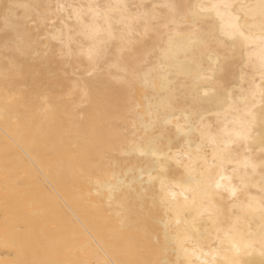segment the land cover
I'll return each mask as SVG.
<instances>
[{"label": "bare ground", "instance_id": "1", "mask_svg": "<svg viewBox=\"0 0 264 264\" xmlns=\"http://www.w3.org/2000/svg\"><path fill=\"white\" fill-rule=\"evenodd\" d=\"M202 2L207 0H0V264H178V259L186 264L166 239V222L169 237L189 229V249L195 244L205 250L209 244L218 247L213 239L217 227L234 225L245 237L257 230L258 217L243 215L241 207L250 197L264 199V115L259 107L247 141L232 145V162L226 165L237 189L235 198L213 191L209 203L201 188L185 193L189 203L178 196L169 207L161 203L160 180L169 187L180 183L195 188L193 180L199 175L190 177L172 160L157 161L131 151L134 144L147 146L162 137L157 147L165 154L191 148L195 155L197 145L207 153L200 115L218 139L224 138L226 121L212 112L232 103L238 111L229 119H249L244 112L250 104L243 98L260 79L240 43L235 51L221 50L230 58L226 82L232 89L231 100L225 98L222 104L192 106L194 77L209 66L206 53L181 54L180 74L172 66L159 67L166 64L159 49L167 35L187 31L192 19L188 13ZM90 9L99 10L100 17ZM258 22L241 14L242 29L254 38L259 36L253 26ZM93 24L102 30L96 40L88 38L84 27ZM105 29L113 39L99 45L98 72L87 78L88 61L82 52L105 39ZM247 47L259 51L257 45ZM125 69L141 76L150 72L157 87L145 88L140 81L117 84ZM74 81L88 83L87 98L72 87ZM165 101L171 107L158 113L149 107ZM185 111L195 112L188 136H178L172 126L164 128L163 117L181 116L183 122ZM150 121L153 127L145 131L143 125ZM195 167L204 171L202 162ZM149 173L156 177L151 185ZM117 180L132 190L122 185L109 191L108 185ZM194 196L197 204L203 200L214 205L215 225L207 216L196 217L190 203ZM176 214L179 225L173 222ZM244 259L258 264L260 257Z\"/></svg>", "mask_w": 264, "mask_h": 264}, {"label": "snow or ice", "instance_id": "2", "mask_svg": "<svg viewBox=\"0 0 264 264\" xmlns=\"http://www.w3.org/2000/svg\"><path fill=\"white\" fill-rule=\"evenodd\" d=\"M62 7V6H61ZM233 8H238L237 13L233 12ZM94 17L99 18L101 13L99 10H93ZM241 14L245 18H251L253 21L259 22L254 24L255 28L259 30L260 38L253 37L250 33H246L241 26ZM78 15V14H77ZM192 18L189 23L188 30L185 32H178L173 30L167 35V41L165 46L161 47V58L166 64H161L159 67L164 70L168 66H172L176 69L177 73L184 72V64L178 60L181 54L186 57L189 54H195L197 52L206 53L208 68L204 71L197 73L194 77L191 91L192 106H205L220 103L222 104L224 99L231 100L232 89L228 87L226 78L229 70V56L222 55L221 50L231 49L235 51L237 44L248 55V63L252 68L258 72L260 84L250 86L248 89V96L243 99L246 104H250L247 107L244 116L249 119H243L240 116H235L229 119L231 113L238 111L232 103L223 107V110H217L211 114L216 116L218 120L223 119L226 121L225 126L221 129L224 138L218 139L217 135L209 130V125L204 123L205 116H199L200 135L203 143L208 146V152L202 151V146L197 145L195 155L192 153V149L188 148L187 151L177 150L170 154H165L158 150L157 143L162 137L153 138L147 146L140 144H134L131 146V151L137 153L139 156L151 155L155 160L169 159L172 160L177 167H182L184 171L193 177L194 174L199 175V179H194L193 183L195 188L190 185H182L176 183L173 186L169 185L163 180H160V192L163 194L161 203H167L169 207L180 196L186 203H189L186 192L203 188V196L211 203L212 192H224L227 193L230 198H235L237 189L232 184L231 176L226 174V165L232 161L229 159L231 147L238 141H247L248 132L256 122L255 109L259 107L260 112L264 115V0H258V3H239L236 4L233 0H207V2L197 3L193 5L192 9L188 13ZM105 20L107 15L105 14ZM89 39L96 40V37L101 33L99 25H85L84 26ZM105 39L98 40L89 48L83 50L82 55L86 57L88 66L86 68V77L94 78L98 72V66L96 58L99 54V45L106 43L108 40L113 39L110 29H105ZM58 39V36L53 37ZM248 45H257L259 51L248 48ZM256 57V62L253 63L252 58ZM247 66V65H246ZM125 71V77L117 79V84L121 86H127L132 82L140 81L142 86L157 87V83L152 79L151 73H143L142 76L137 74L134 70ZM241 81L243 82L245 77L242 72ZM166 84V77L160 78V87H164ZM72 87L77 89L82 98L89 96V85L86 81H74ZM224 95H221V93ZM158 113L161 108L171 107L167 101L161 105L152 106ZM151 114V113H150ZM187 111L182 113L183 122H181V116L163 117L162 125L166 129L168 126L175 128L178 136H188L191 130L192 115ZM264 122V121H262ZM228 123L238 125L239 128H228ZM154 122L150 121L144 124L145 131L150 130L153 127ZM187 143V142H186ZM126 155L128 153H125ZM202 162L204 171H200L195 167L197 162ZM212 169H216L215 175H212ZM143 176V170H141ZM156 177L148 174V184L151 185ZM123 185V181L117 180L115 184H109V191L119 190ZM130 191L131 185H123ZM179 188L177 192L174 189ZM148 191L147 188L143 190L144 193ZM196 212V217L207 216L209 221L216 224V216L213 211L214 205L209 207L201 200L200 204H197L195 196L190 201ZM243 215L258 217L260 223L255 232L249 231L247 237L236 231L235 226L228 229L219 228L215 229V236L213 239L219 243L218 247H212L209 244L207 250L201 245L195 244L193 248L189 249L186 245L192 243V238L188 228L177 230L175 235L168 236L167 222L165 223V236L166 239H171L172 243L178 249V254H183L186 264H193L191 257H195L198 264H253L252 261L245 260L244 257L258 255L260 260L258 264H264V199H258L250 197L249 201L241 207ZM240 217H236L239 220ZM176 225L181 223L179 214L175 215L174 221ZM31 264H44L43 261H32ZM179 264V259H178Z\"/></svg>", "mask_w": 264, "mask_h": 264}, {"label": "clouds", "instance_id": "3", "mask_svg": "<svg viewBox=\"0 0 264 264\" xmlns=\"http://www.w3.org/2000/svg\"><path fill=\"white\" fill-rule=\"evenodd\" d=\"M260 36H257V39H259ZM105 264H107V262H105ZM113 264H117V262L113 261Z\"/></svg>", "mask_w": 264, "mask_h": 264}, {"label": "rangeland", "instance_id": "4", "mask_svg": "<svg viewBox=\"0 0 264 264\" xmlns=\"http://www.w3.org/2000/svg\"><path fill=\"white\" fill-rule=\"evenodd\" d=\"M2 33V32H1Z\"/></svg>", "mask_w": 264, "mask_h": 264}]
</instances>
